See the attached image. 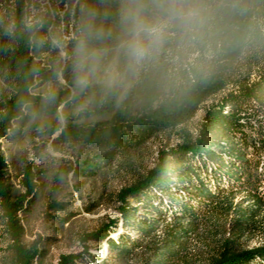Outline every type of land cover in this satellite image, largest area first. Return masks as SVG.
Here are the masks:
<instances>
[{
  "label": "rangeland",
  "instance_id": "1",
  "mask_svg": "<svg viewBox=\"0 0 264 264\" xmlns=\"http://www.w3.org/2000/svg\"><path fill=\"white\" fill-rule=\"evenodd\" d=\"M43 56L47 61L50 52ZM216 66L221 67L226 84L202 103L190 120L146 137L131 136L116 145L117 149L89 134L113 116V112L97 114L91 106L81 111L73 105H62L57 112L39 115L21 132L3 140L15 190L22 189L20 179L25 165L32 164L38 173L41 193L23 214L25 242L42 238L41 254L34 264H58L67 254L80 256L75 264H208L225 242L236 251L264 245V149L256 154L254 143L242 141L239 131L230 136L248 160L229 152L226 137L213 143L212 157H196V162L181 166L184 176H173L171 194L156 189L151 201L144 197L129 199L137 209L134 214L127 217L120 211V191L142 179L156 165L162 149L195 140L204 108L261 78L264 48H239L235 52L225 47L198 70L181 72L170 86L146 84L138 88L143 94L155 90L161 95L172 94L189 80L194 81L195 72ZM67 76L64 85L69 84L70 69ZM48 83L37 86L35 91L43 94ZM8 89L9 83L0 75V94ZM227 112H233V107ZM240 112L243 131L253 134L255 143H259L264 136V104L253 97ZM56 120L64 131L72 126L77 133L60 130L46 135L44 127ZM67 168L75 170L66 173ZM200 186L213 197L199 193ZM52 200L62 202L65 208L47 215ZM112 220H117L118 225L110 236L117 241L125 238L127 243L120 241V246L110 249L107 241L101 246L85 242L84 235ZM6 246L0 223V264H13ZM86 247L93 261L84 256ZM252 264L264 262L258 259Z\"/></svg>",
  "mask_w": 264,
  "mask_h": 264
},
{
  "label": "clouds",
  "instance_id": "2",
  "mask_svg": "<svg viewBox=\"0 0 264 264\" xmlns=\"http://www.w3.org/2000/svg\"><path fill=\"white\" fill-rule=\"evenodd\" d=\"M0 40L55 52L42 102L56 101L70 69L63 103L83 111L98 99L121 103L146 84L170 86L225 47L264 48V0H69L63 9L53 0H0ZM29 74L38 79L39 66ZM23 108L39 118L30 100Z\"/></svg>",
  "mask_w": 264,
  "mask_h": 264
},
{
  "label": "trees",
  "instance_id": "3",
  "mask_svg": "<svg viewBox=\"0 0 264 264\" xmlns=\"http://www.w3.org/2000/svg\"><path fill=\"white\" fill-rule=\"evenodd\" d=\"M68 2L69 0H66V3ZM6 44V41L0 40V75L9 83V89L0 94V223L7 239L6 251L11 262L13 264H34L41 254L42 238L31 243L25 242L26 229L23 214L41 193L40 184L37 181L38 173L32 164L25 165L20 179L22 189L15 190L8 174V158L3 149V140L11 133L21 132L33 119L31 114L23 108L24 100H30L40 115L55 113L59 107L64 105V98L70 92L71 80L69 79V84L57 88V99L54 103L44 104L41 99L42 93L35 91V88L53 79L55 52H50V59L46 61L44 54L30 51L23 42L18 43L14 48H6ZM238 50L239 48H232V51L237 52ZM46 52L48 51L45 50ZM34 64L40 68V74L36 80L29 74V69ZM220 68V66L212 69L203 68L195 72L194 81L189 80L180 89L173 90L172 94L161 95L157 90L143 94V91L138 89L121 103L113 99L104 101L98 99L91 105L92 111L97 114L113 112V116L104 124L90 130L89 134L117 149L116 145H121L131 136L146 137L163 128L187 122L198 112L202 103L226 84ZM65 76L68 77L67 71ZM253 97H257L264 104V72L258 81L243 86L239 92H230L219 101L204 108L195 140L170 149H162L156 165L138 182L120 191L118 195L121 201L120 211L127 217L130 213L134 214L137 209L131 205L129 199L144 197L151 201L156 189H162L171 194L170 186L173 176H184L185 172L182 171L181 166L196 162V157L202 159L204 156L212 157L213 143L216 141L219 143L226 137L224 142L229 145V152L242 160H248L244 151L236 149L234 139L230 136L235 131L241 132V140L246 144L249 141L254 143L256 154L264 149V136L259 143H255L253 134L243 131V125L239 119V114L242 112L240 108ZM230 106L233 107V112L228 113ZM72 128L74 127L69 126L68 130L64 131L61 122L56 120L46 125L44 132L48 136L60 130L65 134L66 132L77 133L78 130ZM258 163L255 164L257 168H259ZM68 170L74 171L75 169L67 168L66 173ZM247 176L248 182H251L250 173ZM199 193L213 197L208 189L202 186L199 188ZM48 208L50 210L45 212L47 215L53 213V210L64 209L65 205L52 200ZM117 225V220H112L111 223L98 230L84 235L83 239L86 243L93 241L100 246L107 241L110 249L120 246L117 245L120 241L127 243L128 240L125 238L117 241L110 236L112 229ZM85 254L86 257H94L88 247H86ZM79 258L80 256L75 254L63 255L58 264H75ZM258 259L264 262V245L236 251L225 242L211 257L208 264H252ZM90 260L93 261L92 258Z\"/></svg>",
  "mask_w": 264,
  "mask_h": 264
},
{
  "label": "built area",
  "instance_id": "4",
  "mask_svg": "<svg viewBox=\"0 0 264 264\" xmlns=\"http://www.w3.org/2000/svg\"><path fill=\"white\" fill-rule=\"evenodd\" d=\"M53 3H58L59 7L62 9L64 7V4L66 3V0H53Z\"/></svg>",
  "mask_w": 264,
  "mask_h": 264
}]
</instances>
